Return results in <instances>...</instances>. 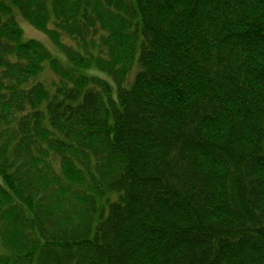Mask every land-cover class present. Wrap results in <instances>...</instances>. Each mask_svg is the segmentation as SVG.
Returning a JSON list of instances; mask_svg holds the SVG:
<instances>
[{"label": "trees", "instance_id": "16d2710c", "mask_svg": "<svg viewBox=\"0 0 264 264\" xmlns=\"http://www.w3.org/2000/svg\"><path fill=\"white\" fill-rule=\"evenodd\" d=\"M0 264H264V0H0Z\"/></svg>", "mask_w": 264, "mask_h": 264}, {"label": "rangeland", "instance_id": "374dc122", "mask_svg": "<svg viewBox=\"0 0 264 264\" xmlns=\"http://www.w3.org/2000/svg\"><path fill=\"white\" fill-rule=\"evenodd\" d=\"M19 21V25L22 28L23 32H24V39L28 40V39H35L37 41L42 42L46 47H48L55 56L60 57L61 59L64 57L61 56L58 48L51 42V40L49 39V37L41 30L33 27L32 25H30L27 21H25L24 19H22L20 16L18 18ZM62 59V60H63Z\"/></svg>", "mask_w": 264, "mask_h": 264}]
</instances>
